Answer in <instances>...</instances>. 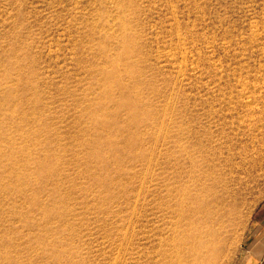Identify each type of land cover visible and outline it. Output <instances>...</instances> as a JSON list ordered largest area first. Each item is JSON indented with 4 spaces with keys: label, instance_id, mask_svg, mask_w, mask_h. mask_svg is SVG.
I'll use <instances>...</instances> for the list:
<instances>
[{
    "label": "rangeland",
    "instance_id": "rangeland-1",
    "mask_svg": "<svg viewBox=\"0 0 264 264\" xmlns=\"http://www.w3.org/2000/svg\"><path fill=\"white\" fill-rule=\"evenodd\" d=\"M240 158L203 264L264 204V0H0V264H149L162 198Z\"/></svg>",
    "mask_w": 264,
    "mask_h": 264
},
{
    "label": "bare ground",
    "instance_id": "bare-ground-1",
    "mask_svg": "<svg viewBox=\"0 0 264 264\" xmlns=\"http://www.w3.org/2000/svg\"><path fill=\"white\" fill-rule=\"evenodd\" d=\"M241 159L232 162L227 175L186 173L171 197L162 198L157 204L162 213V227L155 232L157 259L149 264H203L217 255L221 240L213 226L232 214L236 192L246 184Z\"/></svg>",
    "mask_w": 264,
    "mask_h": 264
},
{
    "label": "crops",
    "instance_id": "crops-1",
    "mask_svg": "<svg viewBox=\"0 0 264 264\" xmlns=\"http://www.w3.org/2000/svg\"><path fill=\"white\" fill-rule=\"evenodd\" d=\"M236 264H264V204L252 213Z\"/></svg>",
    "mask_w": 264,
    "mask_h": 264
}]
</instances>
